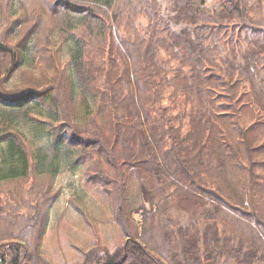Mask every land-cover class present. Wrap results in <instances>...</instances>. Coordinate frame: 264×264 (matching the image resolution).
<instances>
[{
  "label": "trees",
  "instance_id": "16d2710c",
  "mask_svg": "<svg viewBox=\"0 0 264 264\" xmlns=\"http://www.w3.org/2000/svg\"><path fill=\"white\" fill-rule=\"evenodd\" d=\"M77 1L45 24L46 6L0 0V186L81 166L111 185L119 242L83 264H264V0ZM15 198L0 264H46L43 200Z\"/></svg>",
  "mask_w": 264,
  "mask_h": 264
},
{
  "label": "rangeland",
  "instance_id": "374dc122",
  "mask_svg": "<svg viewBox=\"0 0 264 264\" xmlns=\"http://www.w3.org/2000/svg\"><path fill=\"white\" fill-rule=\"evenodd\" d=\"M82 1L86 0L77 2L81 3ZM56 2L60 3L61 0H34V5L32 4L29 9L42 12L46 6L49 9L46 15L49 22L45 24H51L52 20L60 15L53 13ZM4 21L3 14L0 13V37L3 36L1 32ZM55 37H57L56 34ZM55 51L59 62L65 64L67 61L66 51H61L58 41ZM46 56V60H48V53ZM30 73L27 71L23 80H26ZM47 76L52 77L54 74L49 71ZM26 138L31 148L38 146L28 132ZM85 172L86 166H81L72 171L61 172L52 178L31 176L29 179L0 186V195L8 194V197H16L15 200L22 204L25 213H30V211L35 213V209L30 208L29 205L33 203V206H37L39 209L41 200H43L44 213H46L45 231L39 251L41 252L40 258L46 264H83L85 253L92 251L94 246L102 245L107 248V251H110L111 245L119 242L117 241L119 228L113 220V201L110 200L106 192L107 189L112 190V187L111 185L102 187L101 183H92L89 177L85 176ZM136 185L132 187L131 200L141 201V197L136 194V189L138 191ZM50 198H53V202L48 206ZM45 199L47 204L44 203ZM174 208L175 214L185 220L199 215L202 210L199 207V202L192 199L179 200L174 204ZM134 213L132 217L135 223L139 224L141 212ZM123 241L124 239L120 241L121 246ZM99 250L95 249L94 252L99 253Z\"/></svg>",
  "mask_w": 264,
  "mask_h": 264
}]
</instances>
